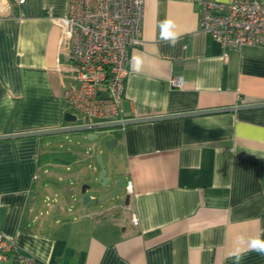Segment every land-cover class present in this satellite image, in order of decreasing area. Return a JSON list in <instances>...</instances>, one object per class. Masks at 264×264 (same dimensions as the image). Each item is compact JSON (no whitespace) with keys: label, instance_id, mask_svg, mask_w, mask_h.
Wrapping results in <instances>:
<instances>
[{"label":"crops","instance_id":"crops-1","mask_svg":"<svg viewBox=\"0 0 264 264\" xmlns=\"http://www.w3.org/2000/svg\"><path fill=\"white\" fill-rule=\"evenodd\" d=\"M143 1L141 40L127 47L124 117L264 102V45L222 47L198 28V0ZM67 9L68 0H0V134L67 124L62 91L75 78L57 21ZM108 133L116 144L106 175L130 181L128 201L73 213L62 200L75 189L50 168L92 162L103 143L57 151L44 147L47 136L0 139V231L18 252L4 264L25 254L35 264H264V107ZM62 152L72 160L42 158ZM38 192L51 217L41 216Z\"/></svg>","mask_w":264,"mask_h":264},{"label":"built area","instance_id":"built-area-1","mask_svg":"<svg viewBox=\"0 0 264 264\" xmlns=\"http://www.w3.org/2000/svg\"><path fill=\"white\" fill-rule=\"evenodd\" d=\"M198 28L222 47L264 45V2L260 0H198ZM143 0H68L67 13L59 18L60 36L68 42L66 56L75 81L65 86L66 110L78 116L77 123L122 120L127 47L141 40ZM175 87L183 80L170 78ZM130 181L125 191L130 189ZM133 224L138 223L135 214ZM14 240L0 231V264L17 255ZM23 264L35 257L20 256Z\"/></svg>","mask_w":264,"mask_h":264},{"label":"water","instance_id":"water-1","mask_svg":"<svg viewBox=\"0 0 264 264\" xmlns=\"http://www.w3.org/2000/svg\"><path fill=\"white\" fill-rule=\"evenodd\" d=\"M264 107V102H251V103H242L231 106H222L215 108H206L193 110L189 112H177V113H168V114H158L151 116H140V117H129L122 120H109L102 122H88V123H77L76 115L65 111L63 114V120L67 123L60 126L50 127V128H41L35 130H25V131H11V127L4 133L0 134V139H8L15 137H25V136H48L58 133H69V132H83L88 139H98V145L100 146L103 143V146L106 151H109L114 148L116 144L115 138H108V130L113 127L128 125L132 123L156 120V119H165L172 117H181V116H191V115H201L217 112H230L234 110H242L249 108H259ZM102 135V136H101ZM100 138V139H99ZM95 160L98 163L99 170L97 172V177L95 184L83 183L81 184L80 194H81V203L86 208L95 207L100 203L111 201L112 203L128 201L129 195L125 192V187L121 178H117L114 175H106V166L102 160L101 152H95ZM90 192H94L91 196Z\"/></svg>","mask_w":264,"mask_h":264},{"label":"rangeland","instance_id":"rangeland-1","mask_svg":"<svg viewBox=\"0 0 264 264\" xmlns=\"http://www.w3.org/2000/svg\"><path fill=\"white\" fill-rule=\"evenodd\" d=\"M78 119L77 121L81 120V114L76 112ZM102 136V135H101ZM100 139V138H99ZM46 144H44L46 149L49 150H57V151H64L67 148H75L80 151H84L86 148V145L92 144L93 142L98 141V139H88L86 135L83 132H69V133H58V134H52L48 135L45 137ZM106 150L104 148L103 153L101 154L102 160L105 164V159H106ZM106 165V164H105ZM93 166H98V163L96 162L95 159H92V162L89 161H81L77 162L75 164H72L66 169L65 167H59V168H53L51 167L50 169L57 172V174H60L59 178L57 174L52 175L53 181H55L57 184H69L71 187L75 189L76 195L73 196L72 200L70 199L69 202H63V208L67 211L71 210L73 212H76V209L79 205H81V194H80V188L81 184L83 183H89L94 185L95 184V179L94 174L95 171L93 170ZM39 178H42L44 173L42 170L39 171ZM41 179H39L40 181ZM45 195L47 194H42L41 192H38L37 197L39 201L41 202L44 198ZM50 197H52V193L48 194ZM58 199H60L61 195H57ZM47 202V203H46ZM49 200L45 198V200L41 203V216H47L51 217L52 212L51 208H49ZM110 202V201H107ZM50 212V214H46V212Z\"/></svg>","mask_w":264,"mask_h":264},{"label":"trees","instance_id":"trees-1","mask_svg":"<svg viewBox=\"0 0 264 264\" xmlns=\"http://www.w3.org/2000/svg\"><path fill=\"white\" fill-rule=\"evenodd\" d=\"M50 156L55 157L54 160H58L60 157H63L64 155H68L69 157L67 158L68 160H72V158L70 157V152H62V153H49V154H43L42 158H48Z\"/></svg>","mask_w":264,"mask_h":264},{"label":"snow or ice","instance_id":"snow-or-ice-1","mask_svg":"<svg viewBox=\"0 0 264 264\" xmlns=\"http://www.w3.org/2000/svg\"><path fill=\"white\" fill-rule=\"evenodd\" d=\"M262 248H264V245H261Z\"/></svg>","mask_w":264,"mask_h":264}]
</instances>
